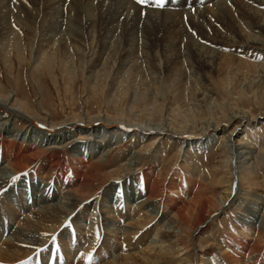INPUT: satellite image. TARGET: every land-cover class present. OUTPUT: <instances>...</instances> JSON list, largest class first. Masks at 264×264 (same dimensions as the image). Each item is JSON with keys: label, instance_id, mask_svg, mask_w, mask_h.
I'll return each mask as SVG.
<instances>
[{"label": "bare ground", "instance_id": "obj_1", "mask_svg": "<svg viewBox=\"0 0 264 264\" xmlns=\"http://www.w3.org/2000/svg\"><path fill=\"white\" fill-rule=\"evenodd\" d=\"M147 7L134 0H0V47L15 46L20 51L28 48L34 65L55 63L60 76L67 75L75 84L82 80L88 92L103 83L101 94L129 102L128 113L143 101L144 111L160 118L156 124L128 123L109 117L104 110L95 116L89 113L69 122H57L46 111L42 113L41 106V111L29 114L28 102L17 103L14 91L0 95V264L89 263L94 256L103 258L97 257L96 264L108 259L111 261L106 264H119L120 255L110 254L111 242L118 235L127 245L142 241L145 245L138 257L123 256L127 250L119 251L124 264H212L213 259L216 264H245L247 258V264H264V249L260 251L257 243L251 244L252 252L247 254L249 243L242 237L230 246L201 244L202 236L218 224L217 217L231 207L241 209L248 200L244 194L247 188H242L246 183L238 177L246 174L259 184L255 173L264 165V153L259 152L254 138L244 144L236 141L239 124L264 126V77L260 76L264 72L259 68L264 55L250 50L264 43L259 39L264 32V0H211L209 5L194 7L192 12L183 10L182 5L171 9ZM18 27H23L20 32ZM183 59L194 71L189 79L180 69ZM230 60L240 61L244 69L239 77L226 76L222 88L233 91L236 82H244L251 73L258 72L261 84L246 80L239 84L238 94L252 101L258 99L262 112L253 115L249 110L229 109L222 119L204 120L196 125L198 129L193 123L190 131L174 128L167 116L171 99L177 109L184 104L194 114L191 107H204L211 97L202 70L221 71ZM251 90L248 97L247 91ZM181 97L184 103L178 106ZM17 119L25 125L23 130L11 127ZM84 133H89L87 140L80 136ZM125 135L133 136L138 146L150 142L146 169L126 178L118 170L106 173L103 176L115 178L113 184L98 200L84 206L82 198L88 196L87 189L96 181L87 167L94 160L106 167L108 161L104 159L109 149ZM218 136L224 139L227 154L226 187L211 208L208 202L198 200L191 184L186 191L192 193V199L175 219L180 201L172 197L176 193L173 190L183 189L173 177L165 185L161 174L154 176L159 170L155 164H159L162 155L160 140H176L181 143L180 150L184 147L202 152ZM43 146L50 150L41 155ZM65 150L68 156L61 159L58 152ZM136 157L133 152L129 159ZM69 164L72 174L68 171L71 175L67 176ZM132 166L133 162L127 163V167ZM176 182L178 187L174 186ZM72 188V195L67 194ZM159 196L157 205L149 201ZM252 199L251 206L245 204L247 207L244 205L240 211L245 217L237 216L246 222L237 223L256 232L264 219V195L255 194ZM146 201L149 203L145 205ZM171 201L175 203L169 204ZM129 206L142 207L147 214L137 215L138 226L144 228L147 220L157 225L166 221V233L156 228L151 235L147 228L132 233L102 216L105 209V213L116 214L121 222L125 213L131 211ZM81 210H85L83 214ZM84 225L89 226L82 236L74 235L69 227Z\"/></svg>", "mask_w": 264, "mask_h": 264}, {"label": "rangeland", "instance_id": "obj_2", "mask_svg": "<svg viewBox=\"0 0 264 264\" xmlns=\"http://www.w3.org/2000/svg\"><path fill=\"white\" fill-rule=\"evenodd\" d=\"M147 1L148 2L143 3L144 5L142 4L140 5L143 6V8L145 6L146 8H148L147 5L149 6V8H153L152 6L157 7L156 4L154 5L155 2L157 3V0L156 1L147 0ZM172 1L173 0H163V7L171 9L174 8V6L178 7L179 5H182L183 10L189 9V11L192 12L194 10V7L196 6H202L206 3L209 5L211 3V0H205V1L204 0H178V1L174 0L175 2ZM134 3L135 4L137 3L136 0H134ZM158 8H162V7H158ZM12 27L14 28V26ZM22 28L23 27H18L17 31L20 32ZM259 39L264 40L263 31L262 33H260ZM246 47H248V45ZM244 49L247 51L254 49L256 52L264 55V43L262 45H256L254 46V48H251L250 50L246 48ZM249 53L250 52H247L246 55H248ZM29 55L30 52L28 48H25L23 51H20L15 46L0 47V95L6 96L8 94L10 95L12 91L16 92L17 103L19 102L26 104L27 101L28 107L31 109L34 108L33 111L29 108H26L29 114H33L37 110L41 111L44 108V111L41 112L43 113L46 111L49 114L51 120L53 119V121H57V122L58 121L69 122L75 120L77 116H81V115L84 116L85 114L89 115V113L90 116H95L97 115V113H102L104 112V110H106L107 115L109 117L114 118L115 120L123 119L124 122H128V123L149 122L156 124L160 120L159 115L157 114L151 115L150 113H148L149 111L147 110L144 111V109L142 108L144 106L143 101H141L140 103H136L135 105L136 107H131V112L128 113L126 110L127 108L130 109L131 106L129 102H127L126 100H123L122 102H118L111 99L108 96V94L106 95L101 94L103 83H99V85L97 86V88L94 89V91L88 92L82 80L79 79L75 84L74 81L73 83L70 82L71 80H69L67 75L60 76V72L58 71L59 67H57L55 63L53 64L50 63L48 65L42 64L40 65L41 66L40 67L34 65V63L29 59ZM257 62L259 63V61ZM227 64L228 66L226 65V67L221 71L209 70V69L202 70V73L205 77L204 82L207 84L208 90H210L209 94L211 97L207 98L206 103L203 105L204 107L202 106L191 107V109H194V114L189 109L188 106L184 107L185 106L184 104L182 105L180 104V103H184L182 100L184 98L183 96H182L183 98L181 97L182 101L181 100L179 102L177 101L178 106L181 105L180 109L176 108L177 106L173 104V101L171 99L170 102L171 107H168L167 105V109L170 110L167 111L168 113L167 116L169 117L170 120L172 119L171 122L174 128H176L177 130L190 131L191 129L190 126L192 125V123L196 127V125L203 122L204 120L212 119L213 121H218L228 113L229 109L235 111L249 110L253 115L256 114L258 115L259 113L262 112L263 106L258 99L257 101H252L251 99L249 100L246 96L239 97L238 94L239 84L240 83L243 84L246 80L257 81L256 85L261 84L260 79L258 78L259 77L258 72L251 73L248 77L245 78L246 80L244 82L243 81L236 83L234 82L237 88L234 85V89H232L233 91H231L230 88L228 89L222 88L223 82L226 83L224 79H227V77H239L240 75L239 73L243 71L244 65L238 60H233L231 62L227 61ZM182 68L186 73L185 75L186 78L191 77L190 74H194L192 73L194 71L189 69L191 68V66L187 62H185L184 59L180 66V69ZM259 68L261 69V72L262 71L264 72V61L260 62ZM73 76L74 74H71L70 77L73 78ZM260 76L264 77V75H260ZM180 77L183 79L184 75L181 74ZM251 89L253 90V85H251ZM252 90L247 91V93L249 94V95L247 94L248 97L252 94L251 93ZM20 92L26 96L25 99L21 98ZM226 92L228 93L230 92V93L226 95L227 94ZM224 98L226 103H224ZM167 99L169 100V97ZM40 106L42 107V109L40 108ZM188 115H190L191 117ZM184 116H185V120L182 119L184 118ZM187 118L189 121L187 120ZM191 120H193L194 122ZM234 126H231V128L233 129ZM11 127L14 128L15 130H23L25 128V125L20 120L17 119L11 123ZM237 127L238 128H237L236 141H238L241 144H244V143H248L247 141L249 138H254L259 144L258 146L259 152L264 153V149H263L264 126L262 124L256 126V128H252L250 125L246 126L245 124H239ZM194 133L197 134V132ZM80 136L81 138H83V140H87L89 138V133H84L81 134ZM134 143L135 142L133 136L130 135L128 137V135H125L123 140L111 146V148L109 149V154L106 156L107 158L104 159L106 160V162L108 161L106 167L96 163L97 160H94V162L91 163L89 167L86 166L87 170H89V173L93 174L96 181L93 184H91L90 187L87 189V193H89L88 196L82 198L84 206L94 202L95 200H98L99 197L106 191L108 186L113 184L112 181L115 178L114 177L107 178L103 176L106 173L113 174L114 171L118 170L119 174L122 173L124 178H126L127 177L126 175L129 174H130L129 176H131L132 174L135 175V173L137 172H138L137 175H139L142 169L143 170L146 169L150 160V159L148 160L149 153L147 152V147L149 146L150 142H144L140 146L135 145ZM180 146L181 143L176 140L175 141H173L172 139L160 140V153L162 155L160 159H158L159 164L158 165L157 163L155 164V167L159 170H157L154 173V176L161 174V178L163 179L161 180L165 185H167L170 182L171 177L177 179L179 181V184L180 183L182 184L181 188L183 189V191L176 189L173 190L176 193L173 194L172 197H174L176 201H180L179 206H176L177 212L175 213L176 215L175 219H177L180 216L181 212H183L182 211L183 207L186 204H188L192 199V193L190 194L186 191L191 184H193L192 186L196 189V192L198 193L197 195L198 200L208 202V206L209 207L211 206L212 208L215 207V204L213 203L217 202V200L219 199L218 197L221 196V193L223 192L224 188L227 185L224 182L228 180V177L226 175L227 171L225 168V159L227 157V154L225 151L224 139L222 138V136H218V138H216L212 142V144L209 145V147L202 152H197L193 148H184V147L180 150ZM260 147L263 150L260 149ZM42 149L43 150H41L40 153L41 155L47 154L50 150V148L47 146H43ZM150 151H152V149H150ZM133 152L136 154L137 157L133 159H129L130 155ZM68 153H69L68 150L67 151L65 150L64 152L59 151L58 155L62 159L65 156H68ZM179 154L180 157L178 158ZM135 161L136 163H134ZM130 162H133V166L131 168L127 167V163ZM86 167H84L83 169H85ZM66 168H67L66 175L68 176L71 173L70 170H68V168L69 169L71 168L70 164ZM68 171L70 173H68ZM255 177L259 182V184L253 183L251 181L252 178L249 175L246 176V174H243L242 178L241 176L238 177V179H244L245 181L244 183H246L245 187L242 188H247L246 189L247 191L244 194L246 195V198L248 200L246 201V203L241 204V209L237 207H231L227 213L221 215L220 217H217L218 224L214 225L213 228L210 229V231H208L207 234H204V236H202L201 238V244L203 246H207L211 242H214L215 244L218 245H223L224 243H226L228 246H230L233 241H236L235 244H237L243 239L245 241H248L249 243L247 252L248 251L252 252V250L250 249H252L253 245L251 244L256 245V243L260 247V251L264 249V225H263L264 219L262 220V222H259L258 225L259 229L256 232L245 230L242 228V224L237 223L238 220H242L246 222V219L237 218L238 215H242L243 217H245V215L240 213L243 206L246 204L248 207H250L251 204L249 202L253 201L252 198L254 197L255 194L261 193L264 195V184H263L264 165L258 169V171L255 173ZM70 178L73 179L71 176ZM177 185L178 183L176 182L174 186ZM72 189H70L69 192H67V194L72 195V192L75 190L74 188ZM33 190L32 193H30V197H32L31 194H33ZM149 201L157 205L160 201V196L156 198H151L149 199ZM149 201L148 202L146 201V203L144 204L145 205L148 204ZM173 203L171 201L169 204H173ZM128 209H130L131 211L125 213V217L121 222L116 214L105 213V209L102 210V216L107 218L109 222H113L114 224L118 222L120 226L121 225L125 226L126 229H128L129 231L131 230L132 233L144 232V228H147L146 230L149 231L148 232L149 235L153 234L154 228L160 230L162 233H166L167 231L166 221L158 222L157 225L154 224L155 222L153 223L152 220L151 222H148L149 220H147V225L144 228H141L140 226H138L139 220H137L138 217L137 215L144 216L145 210L142 207L133 208L132 206H129ZM84 211L85 210L82 211V214L84 213ZM140 211L143 213H141ZM145 215L147 214L145 213ZM22 218H25V216L22 215ZM165 219L167 218H164L163 220ZM135 221L137 223H135ZM133 222L135 225L133 224ZM86 226L88 227L89 225L80 226L79 228H77V226H69V227L71 229V232L74 233V235L82 236L87 234L85 233ZM258 231H259L258 233L259 236L257 234ZM119 236L120 235H118V238H113V241L111 242V252H110V254L114 252L115 256L120 255L119 256L120 259L119 260L117 259V262L119 264L125 263V261L121 258L123 256L134 255V257L135 256L138 257V255H141L140 252H142L145 246L143 241L137 243L134 246L127 245L124 243L125 241H123ZM240 237H242V239ZM108 250H110V248ZM123 250H127V252H124L125 255L122 254L123 255L122 256L119 251H123ZM250 252H248L247 254H250ZM97 257L103 259L100 256H94L93 261L89 263L86 261V262H77V263L75 262L69 264H83V263L96 264L97 262H99L96 261ZM248 259L249 258L246 259L247 261H245V264L249 263ZM109 261H111V259L103 260L99 264H106L109 263ZM212 264H216V261L214 259L212 261Z\"/></svg>", "mask_w": 264, "mask_h": 264}, {"label": "snow or ice", "instance_id": "obj_3", "mask_svg": "<svg viewBox=\"0 0 264 264\" xmlns=\"http://www.w3.org/2000/svg\"><path fill=\"white\" fill-rule=\"evenodd\" d=\"M136 2L139 4H143V3H146L147 0H136ZM156 6L163 7V0H157Z\"/></svg>", "mask_w": 264, "mask_h": 264}]
</instances>
